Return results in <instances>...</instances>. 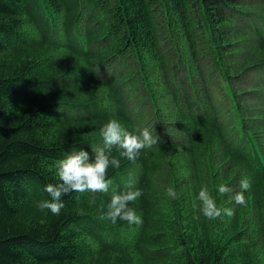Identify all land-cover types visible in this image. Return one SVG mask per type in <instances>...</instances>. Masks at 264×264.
Listing matches in <instances>:
<instances>
[{
    "label": "trees",
    "instance_id": "16d2710c",
    "mask_svg": "<svg viewBox=\"0 0 264 264\" xmlns=\"http://www.w3.org/2000/svg\"><path fill=\"white\" fill-rule=\"evenodd\" d=\"M111 118L157 144L39 211ZM129 175L143 223L101 219ZM201 186L234 215L205 218ZM0 264H264V0H0Z\"/></svg>",
    "mask_w": 264,
    "mask_h": 264
},
{
    "label": "clouds",
    "instance_id": "9594fccd",
    "mask_svg": "<svg viewBox=\"0 0 264 264\" xmlns=\"http://www.w3.org/2000/svg\"><path fill=\"white\" fill-rule=\"evenodd\" d=\"M99 136L102 138L103 147L93 149V155L84 149L70 152L64 158L57 161L55 168L58 183H48L44 191L51 199L37 201L36 208L43 212L49 210L53 215L59 216L65 207L62 197L73 192L79 193H108L112 180L108 178L110 168L119 169L121 158L135 163L145 149H150L157 144V138L153 136L149 128L132 132L127 130L116 118H111L99 128ZM118 153L113 155V150ZM134 180L129 175L125 185L126 190L113 193L110 202L101 205V219L109 220L116 224L119 221L129 225H141L142 218L137 214L134 204L142 195L141 189L134 187ZM240 191L236 192L232 199L237 205L247 204L245 193L250 188V181L246 178L240 180ZM217 191L221 194L231 193L232 189L221 183L217 185ZM167 195L177 198L174 188L167 189ZM199 211L207 219H219L224 216L234 215L232 208H221L216 199L206 186H201L197 194ZM90 204H95V197H91Z\"/></svg>",
    "mask_w": 264,
    "mask_h": 264
}]
</instances>
